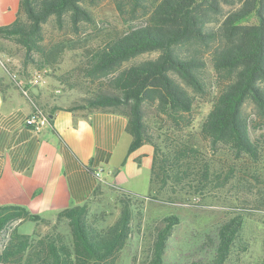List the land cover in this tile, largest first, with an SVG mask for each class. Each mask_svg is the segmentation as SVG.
Returning <instances> with one entry per match:
<instances>
[{
	"label": "trees",
	"instance_id": "1",
	"mask_svg": "<svg viewBox=\"0 0 264 264\" xmlns=\"http://www.w3.org/2000/svg\"><path fill=\"white\" fill-rule=\"evenodd\" d=\"M98 2L19 0L15 19L0 25V37L21 46L26 60L37 53L41 61L51 63L57 59L62 44L46 49L44 24L53 18L62 27L67 20L72 31L79 32L83 24L92 23V7ZM125 3L140 7L145 20L89 51L81 67L85 77L104 78L110 91L98 90L68 107H109L124 113L128 117L126 130L132 136L128 152L146 142L153 145L150 190L154 183L162 187L168 181L180 182L187 175V160L198 158V150L181 142L169 150V155L158 159V147L145 124L144 107H155L174 127L182 126L184 114L192 109L193 97L173 74L195 92H201L199 71L203 64L198 55L207 53L224 84L201 124L200 133L212 146L222 144L235 155L257 157L258 140L251 136L242 109L250 98L264 118V0H116L120 11ZM223 4L230 5V9L224 12ZM212 21L217 22V27L209 26ZM147 52L157 55L125 65ZM168 169L173 171L172 176ZM122 193L127 200H122L118 218L107 228L88 221L86 204L57 212L70 226L71 244L58 235L35 238L17 232L15 226L11 227L13 222H37L44 218L20 205H0V264H109L129 237L130 206L133 198L139 196L124 190ZM178 223L176 214L163 217L152 242L151 264H164L167 240ZM242 224V215L236 214L217 227L213 255L204 264H228ZM7 230L9 234L3 238Z\"/></svg>",
	"mask_w": 264,
	"mask_h": 264
},
{
	"label": "rangeland",
	"instance_id": "2",
	"mask_svg": "<svg viewBox=\"0 0 264 264\" xmlns=\"http://www.w3.org/2000/svg\"><path fill=\"white\" fill-rule=\"evenodd\" d=\"M230 7L223 4L222 8L225 12ZM92 16V23L83 24L79 32L72 31L67 20L62 27H58L53 18L44 24L46 49L62 44L57 59L51 63L41 61L37 53L32 54L33 59L26 60L21 46L0 37V70L8 76L9 72L18 69L21 77L28 80L34 77L35 70L46 68L35 83L27 85L30 87L27 94L32 95L35 89L39 99L30 97L45 112L49 106H69L101 89L110 91L104 78L92 80L81 73L86 56L107 39L141 24L146 18L140 7L132 8L128 3L123 4L120 11L116 0H99L92 7ZM209 26L217 27V22L212 21ZM156 55L157 52L143 53L125 65ZM198 57L203 64L199 71L201 92H195L173 74L193 97L192 109L184 114L182 126L174 127L155 107H144L145 124L152 134L153 144L158 147V159L169 155V150L181 142L196 147L198 158L187 160V175L182 181H168L162 187L154 183L152 190L149 183L140 188L139 196L133 198L130 206L129 237L109 264H151L155 231L161 226L163 217L170 214L178 215L179 223L167 240L164 264L206 263L217 243V227L236 214L242 215L243 224L228 264H264V118L248 98L242 110L251 136L258 140L257 157L235 155L226 145H210L200 133L201 124L224 82L207 53H200ZM11 82L18 88L12 79ZM167 172L172 176V170ZM123 199L127 200L125 194L116 188L94 196L86 204L88 221L99 228L112 225L120 214ZM14 226L22 234L35 238L58 235L71 244L70 226L57 214L45 217L44 221H15L11 227ZM9 230L3 238L8 236Z\"/></svg>",
	"mask_w": 264,
	"mask_h": 264
},
{
	"label": "crops",
	"instance_id": "3",
	"mask_svg": "<svg viewBox=\"0 0 264 264\" xmlns=\"http://www.w3.org/2000/svg\"><path fill=\"white\" fill-rule=\"evenodd\" d=\"M18 6L19 0H0V25L15 19ZM0 82V205L48 218L112 188L139 194L149 183L153 146L146 142L128 152L132 136L124 113L52 105L50 124L35 132L24 124L32 98L3 69ZM30 96L39 99L35 89Z\"/></svg>",
	"mask_w": 264,
	"mask_h": 264
},
{
	"label": "built area",
	"instance_id": "4",
	"mask_svg": "<svg viewBox=\"0 0 264 264\" xmlns=\"http://www.w3.org/2000/svg\"><path fill=\"white\" fill-rule=\"evenodd\" d=\"M46 72V68H40L34 71V77L28 80L23 79L19 73L18 69H15L10 73L11 79L14 81L15 85L21 90V92L29 97L27 94L29 86L35 83L36 79L41 76V74ZM29 85V86H27ZM24 124L31 130L35 132L41 131L45 126L50 124V116L43 109L39 108L37 104L34 106L32 111L25 117Z\"/></svg>",
	"mask_w": 264,
	"mask_h": 264
}]
</instances>
